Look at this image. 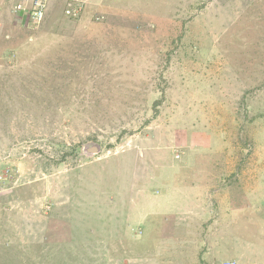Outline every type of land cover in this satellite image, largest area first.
Returning <instances> with one entry per match:
<instances>
[{"label":"rangeland","instance_id":"1","mask_svg":"<svg viewBox=\"0 0 264 264\" xmlns=\"http://www.w3.org/2000/svg\"><path fill=\"white\" fill-rule=\"evenodd\" d=\"M1 2L0 264H264V0Z\"/></svg>","mask_w":264,"mask_h":264},{"label":"crops","instance_id":"2","mask_svg":"<svg viewBox=\"0 0 264 264\" xmlns=\"http://www.w3.org/2000/svg\"><path fill=\"white\" fill-rule=\"evenodd\" d=\"M12 1H13V3H12ZM10 0V5L11 4H13V5H17V4H20L21 6H24V5H26L30 0ZM3 6H4V2H1V0H0V9H2L3 8ZM18 11V10H17ZM18 13H19V11H18ZM23 12H21V14H22ZM20 14V13H19ZM202 175H205V174H207V170H203L202 172ZM201 173H200V175H201ZM155 181V180H154ZM161 186H163V185H161ZM160 195L161 194H159L158 193V195L156 196V195H152L154 198H158V200L160 199ZM163 196V195H162ZM166 197H167V202L168 203H165V202H158L156 205H155V208H157V209H159V210H161V211H163L164 213L166 212V211H170V207L172 208L174 205H175V203H176V205L178 204V205H181V203L183 202V199L181 198V196H180V194H176V193H174V194H167L166 195ZM177 197V198H176ZM171 198V201H169L168 199H170ZM177 199V200H176ZM175 200H176V202H175ZM160 201V200H159ZM182 201V202H181ZM161 206V207H160ZM151 208H154L153 206H150ZM155 208H154V210L152 209V210H149V213H155V212H157L156 210H155ZM155 211V212H154ZM136 215H138L139 216V218L140 219H142V220H144V222L145 221H147L148 220V218H149V215H147L146 213H144V214H139V213H136ZM135 221V220H134ZM136 225H137V223H135ZM139 226V225H138ZM131 227H132V224H131Z\"/></svg>","mask_w":264,"mask_h":264},{"label":"built area","instance_id":"3","mask_svg":"<svg viewBox=\"0 0 264 264\" xmlns=\"http://www.w3.org/2000/svg\"><path fill=\"white\" fill-rule=\"evenodd\" d=\"M47 1L48 0H31L30 6L25 14L29 22L39 24L43 20L46 12ZM17 10L19 12H24L26 11V8L25 6L18 5Z\"/></svg>","mask_w":264,"mask_h":264},{"label":"water","instance_id":"4","mask_svg":"<svg viewBox=\"0 0 264 264\" xmlns=\"http://www.w3.org/2000/svg\"><path fill=\"white\" fill-rule=\"evenodd\" d=\"M84 151L87 154H91L92 152H98L99 151V147L96 144H89V145L84 147Z\"/></svg>","mask_w":264,"mask_h":264},{"label":"clouds","instance_id":"5","mask_svg":"<svg viewBox=\"0 0 264 264\" xmlns=\"http://www.w3.org/2000/svg\"><path fill=\"white\" fill-rule=\"evenodd\" d=\"M30 2H31V0L26 4V5H24L25 6V8H26V11H24L23 13H27V10H28V8H29V6H30ZM48 2V1H47ZM18 5H20V4H17L16 6H18ZM47 8V7H46ZM45 17V16H44Z\"/></svg>","mask_w":264,"mask_h":264}]
</instances>
